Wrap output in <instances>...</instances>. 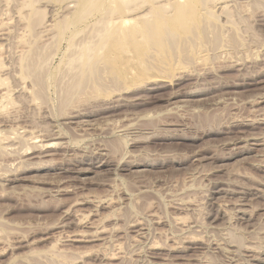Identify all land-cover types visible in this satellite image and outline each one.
<instances>
[{"label": "rangeland", "instance_id": "rangeland-1", "mask_svg": "<svg viewBox=\"0 0 264 264\" xmlns=\"http://www.w3.org/2000/svg\"><path fill=\"white\" fill-rule=\"evenodd\" d=\"M55 1L0 0V264H264V0L137 2L136 47Z\"/></svg>", "mask_w": 264, "mask_h": 264}, {"label": "bare ground", "instance_id": "bare-ground-1", "mask_svg": "<svg viewBox=\"0 0 264 264\" xmlns=\"http://www.w3.org/2000/svg\"><path fill=\"white\" fill-rule=\"evenodd\" d=\"M23 2H25V4L26 3H28L29 5H30V8L33 6V2H32V0H22ZM34 1V0H33ZM56 1H58V0H56ZM55 1V2H56ZM69 1H71V0H69ZM151 0H111L109 3H111L112 4V6H110V7H107V6H105V1H103V0H80V7H79V10L77 11V13H76V15L71 19V20H69V21H64V19L61 21L62 23L59 25V27H58V33L59 34H63V33H65L64 32V30L66 29H68V28H65L66 26L68 27L69 25H70V27L71 26H73L74 27V31H79L78 29H76L81 23H83L86 19H87V17H88V15H90L91 16V14L90 13H96V14H100V15H103L104 17H102V19H100V18H98V19H100V21L98 22L97 20H95V22L97 21V24L99 23V25H97L95 22H94V25L96 26L95 28H97V26H99V29H95L94 31H93V33L94 34H96V36L97 37H99V38H101L102 40H104L105 42H106V40L107 41H109L112 37H113V35H116L117 34V32L118 31H122V32H118L119 34L120 33H122V34H120L121 35V37H122V35H123V32L125 31V30H127L128 28L129 29H131L128 33H124L125 35H126V38H127V40H128V43L130 44H128L129 46H133V47H136V46H138V44H140L141 42H146V43H151L152 44V42H153V40H154V42H155V40L156 39H158V38H160L161 36H162V34L164 35V34H167V31H168V34L170 33L169 32V29H168V22H167V19H169L168 18V16H169V14H168V16H166V14H163V16L162 17H160V18H162L163 19V17L165 16L166 18H164L165 20H162V22H164V23H160L159 21H158V23L156 22L157 20L156 19H158V18H156L155 16H153L151 19H152V21L150 20L149 21V19H148V22H146V21H143L144 20V18H145V16H144V18H143V15H142V18L140 19V18H135V21L133 22V24H130V22H132V20L133 19H131V21H128V22H124V24L126 23V24H128L129 23V26H127V27H122L123 29H114V26H115V21H113V16H115V15H119V17L118 18H116V19H122L123 18V15L125 16V14L126 15H128V12L133 8V7H136V4H137V2H139V5L141 4V3H146V2H150ZM197 1H201V4L202 5H206L207 3H209V2H211V1H214V0H190V2L191 3H195L196 4V2ZM32 2V3H31ZM75 2V1H74ZM107 2V1H106ZM152 2V1H151ZM168 2V1H167ZM166 2V3H167ZM76 3V2H75ZM108 3V4H109ZM181 3H182V1H181ZM187 3V2H186ZM191 3H189V5H190V7H194V6H192V4ZM198 3V2H197ZM24 4V3H23ZM24 4V5H25ZM71 4V3H70ZM199 4V3H198ZM200 4V5H201ZM28 5V6H29ZM68 5V4H67ZM154 4H152V6H153ZM166 5V4H165ZM172 5H173V3H172ZM171 5V6H172ZM188 5V3L187 4H183V5H180V6H178L177 7V5H175L176 7H177V9H176V13H177V15H176V17H175V19H173V21H171L173 24H175V25H178V26H181L182 27V25H183V23H184V21H183V19L186 17V14L187 15H189L188 13H192V11L191 12H189V10L187 9V7L189 6ZM26 6H27V4H26ZM156 6V5H155ZM159 6H161V8H162V3H161V5H159ZM158 6V7H159ZM207 6V5H206ZM151 7V6H150ZM164 7V6H163ZM174 7V6H173ZM190 7H188V8H190ZM203 8H204V6H202ZM26 8V7H25ZM67 8V7H66ZM69 8V7H68ZM149 8V7H148ZM152 8V7H151ZM150 8V9H151ZM157 8V6L155 7V8H152L153 10L152 11H154L155 9ZM168 8V7H167ZM167 8H165V9H167ZM202 8V9H203ZM28 9V8H27ZM35 9V8H34ZM34 9H33V12H34ZM144 9V8H143ZM159 9H160V7H159ZM139 10V9H138ZM141 10V9H140ZM157 10V9H156ZM190 10H191V8H190ZM29 11V10H28ZM35 11H36V9H35ZM152 11H150V13L152 12ZM167 11V10H166ZM168 11H169V8H168ZM172 11V10H171ZM187 11H188V13H187ZM135 12H136V10H135ZM162 11H160V12H156L157 14H159V13H161ZM163 12H165V10H164V8H163ZM206 12H208V11H206ZM32 13V12H31ZM39 13V12H38ZM134 13V12H133ZM137 13V12H136ZM142 13V12H141ZM145 13V12H144ZM209 13V12H208ZM70 14V13H69ZM146 14V13H145ZM152 14V13H151ZM162 14H160L159 16H161ZM27 15H29V14H27ZM31 15V14H30ZM33 15V14H32ZM32 15H31V17H32ZM150 15V14H149ZM148 15V16H149ZM154 15H155V13H154ZM171 15V14H170ZM208 16H209V18H210V15H211V17H212V14H207ZM36 16H38V14H35V15H33V17H32V19H31V17L29 18V20L32 22V25H33V23H35V25H36V23H37V17ZM40 16V15H39ZM38 16V17H39ZM36 17V18H35ZM139 17V16H138ZM188 17V16H187ZM186 17V18H187ZM91 18V17H90ZM126 18V17H125ZM150 18V17H149ZM156 18V19H155ZM189 18H190V15H189ZM188 18V19H189ZM214 18V17H213ZM68 19V18H67ZM137 19V20H136ZM140 19V20H139ZM155 19V20H154ZM139 20V21H138ZM147 20V19H146ZM41 21V20H40ZM40 21H38V22H40ZM64 21V22H63ZM161 21V20H160ZM187 21V20H186ZM185 21V22H186ZM87 22V21H86ZM150 22V24H148ZM155 22L157 23V24H155ZM29 23L30 22H28L27 24L29 25ZM93 23V22H92ZM117 23V22H116ZM119 23H121V22H119ZM160 23V24H159ZM171 23V24H172ZM31 24V23H30ZM102 24V25H101ZM122 24V23H121ZM125 24V25H126ZM160 25L161 26V28L160 29H157V28H155L156 27V25ZM32 25H30V27H32ZM35 25H33V27L35 26ZM37 25H38V23H37ZM101 25V26H100ZM117 25V24H116ZM124 25V26H125ZM86 26H88V25H86ZM123 26V25H122ZM29 27V26H28ZM94 27V26H93ZM118 27V26H117ZM131 27V28H130ZM36 28V27H35ZM88 28H89V26H88ZM119 28V27H118ZM121 28V27H120ZM125 28H127V29H125ZM30 30L32 31V29L30 28ZM29 30V31H30ZM88 30V29H87ZM91 30V29H90ZM30 31V32H31ZM83 31H85L84 29H83ZM96 31V32H95ZM92 32V31H91ZM127 32V31H126ZM78 33V32H77ZM83 33V32H82ZM90 33V32H89ZM91 34V33H90ZM94 34L92 35V36H94ZM171 34V33H170ZM78 35H81V31L78 33ZM87 35V34H86ZM91 35H89V36H91ZM120 35H118V38H119V36ZM125 35H123V37L125 38ZM172 35V34H171ZM171 35H169L170 37H171ZM34 36V35H33ZM56 36H57V34H56ZM88 35L87 36H85L86 38L87 37H89ZM96 36H94L95 38V40H93V43H94V41H95V43L96 42H98L97 41V39H96ZM168 36V35H167ZM168 36V37H169ZM120 37V38H121ZM166 37V36H165ZM168 37H167V40H168ZM36 38V37H35ZM34 38V39H35ZM60 38H61V36H60ZM71 38V37H70ZM116 38V37H115ZM114 38V39H115ZM118 38H116V39H118ZM164 38V37H163ZM73 40H74V38H72ZM88 39V38H87ZM70 40V39H69ZM68 40V41H69ZM91 40L92 39H89V43L87 42V44H85L84 43V46L82 45L81 47L83 48V51L80 53L79 52V54L80 55H78V58H77V55H75V58H73V54H72V52H71V57H72V59L71 60H69V61H66V66L68 65V67H70L71 69H72V67H76V66H74L75 64L77 65V67L78 68H81V67H83L84 65H88L89 64V62H91L90 60H89V57L91 58V56H90V52L91 53H93V51H92V49H91V46H92V44H91ZM123 40V39H122ZM160 40H162V39H159V41ZM167 40L165 41V42H167ZM172 40V39H171ZM72 41V40H71ZM84 41V40H83ZM99 42H101V40L99 41ZM98 42V44H100L101 45V43H99ZM113 42V41H112ZM125 42V41H124ZM161 42V41H160ZM155 43H157V42H155ZM159 43V42H158ZM91 44V45H90ZM97 43H96V46L98 45ZM115 44V43H114ZM160 44V43H159ZM164 44V43H163ZM69 45V44H68ZM67 45V46H68ZM71 45V44H70ZM95 45V44H94ZM100 45H98L99 47H100ZM127 45V46H128ZM161 45V44H160ZM33 46H35V45H33ZM73 47L75 46L74 44L72 45ZM101 46H105L104 45V43H102V45ZM128 46V47H129ZM156 46H158V44L156 45ZM81 47L79 46V48H78V50L79 49H81ZM93 47V46H92ZM98 47V48H99ZM120 47V46H119ZM126 47V46H125ZM36 48V47H35ZM70 48V47H69ZM95 48H97V47H94L93 48V50L95 49ZM102 48V47H101ZM152 48V47H151ZM34 49V48H33ZM30 50V51H34V50ZM159 49H161V48H159ZM36 50H38V49H36ZM35 50V51H36ZM74 50H76L75 49V47H74V49H73V51ZM96 50H98V49H96ZM100 50V49H99ZM98 50V51H99ZM102 50V49H101ZM100 50V51H101ZM153 50V49H152ZM126 51H127V49H126ZM125 51V52H126ZM37 53H38V51H36ZM36 52H34V54L36 55ZM75 52H77V50L75 51ZM123 52V51H122ZM30 53V52H29ZM70 53V52H69ZM78 53V52H77ZM95 53V52H94ZM93 53V54H94ZM100 53V52H99ZM99 53H97V54H99ZM41 53L39 52V55H40ZM67 54H68V52H67ZM38 55V56H39ZM43 55L45 56V53H43ZM42 55V56H43ZM95 55V54H94ZM42 56H41V58H42ZM29 57H31V56H27V58H29ZM40 57V56H39ZM93 57V56H92ZM24 59L23 58V60H25V61H23L24 63H26V60H28V62L30 61V59ZM32 59L31 60H33V58H34V61H36V63L35 62H33V63H35L34 64V66L35 65H37L38 63H40V62H37V60H35V58H37L36 56L34 57V55H32V57H31ZM41 58H40V60H38V61H41ZM67 58V57H66ZM92 59V58H91ZM44 60H45V58H44ZM22 62V61H21ZM22 62V63H23ZM42 62H43V59H42ZM95 62V61H94ZM21 63V64H22ZM23 63V64H24ZM68 63V64H67ZM32 64V63H31ZM42 64H44V62L42 63ZM42 64L40 63V65L42 66ZM70 64V65H69ZM28 65V66H27ZM27 65H24V66H22V68L23 67H25V69H26V71L24 70V68H23V70L27 73V72H29L28 70L30 69V71L32 70V72H33V74L35 75L34 77L38 80V77H37V73H39V71H40V69H38V67H36L37 69L36 70H39V71H35V67H33L32 68V66L30 65V64H28L27 63ZM30 65V66H29ZM33 65V64H32ZM65 65V64H64ZM87 65H86V67H87ZM39 66V65H38ZM92 66V65H91ZM31 67V68H30ZM43 67V66H42ZM65 67V66H64ZM67 67V68H68ZM76 67V68H77ZM85 67V66H84ZM39 68H41L40 66H39ZM66 68V67H65ZM70 68H68V70L70 69ZM70 69V70H71ZM75 69V68H74ZM74 69L71 71V72H73L74 71ZM86 69H88V68H86ZM85 69V70H86ZM90 69V68H89ZM68 70H67V72H68ZM69 70V71H70ZM76 70V69H75ZM84 70V69H83ZM76 71H78V70H76ZM75 73V72H74ZM79 73H80V71H79ZM28 74V73H27ZM32 74V73H31ZM32 74V75H33ZM40 74V73H39ZM77 74H78V72H77ZM81 74V73H80ZM80 74H79V76H80ZM88 74V73H87ZM57 76V75H56ZM74 76V75H73ZM75 76H76V74H75ZM79 76H76V77H78L79 78ZM81 76H83V75H81ZM87 76V75H86ZM33 76H29V78H32ZM85 77V76H84ZM74 78V77H73ZM86 78V77H85ZM84 78V79H85ZM39 79H41V77L39 78ZM49 79V78H48ZM35 80V79H34ZM77 80V79H76ZM81 80H82V77H81ZM36 81V80H35ZM39 81V80H38ZM41 81V80H40ZM73 82H74V80H72ZM78 81V80H77ZM37 82V81H36ZM78 83V82H77ZM76 83V84H77ZM81 83V82H80ZM79 83V84H80ZM37 84H39V83H37ZM42 84H44L43 83V80H42ZM42 86V85H41ZM80 86V85H79ZM72 87V86H71ZM76 87V86H75ZM40 88V87H39ZM43 89V88H42ZM52 251V250H51ZM58 256V255H57Z\"/></svg>", "mask_w": 264, "mask_h": 264}]
</instances>
